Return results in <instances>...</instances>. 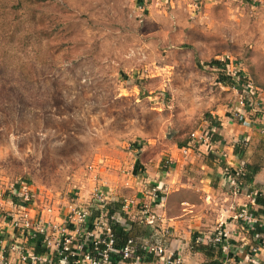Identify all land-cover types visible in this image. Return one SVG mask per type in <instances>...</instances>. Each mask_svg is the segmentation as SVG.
Wrapping results in <instances>:
<instances>
[{
    "label": "rangeland",
    "instance_id": "rangeland-1",
    "mask_svg": "<svg viewBox=\"0 0 264 264\" xmlns=\"http://www.w3.org/2000/svg\"><path fill=\"white\" fill-rule=\"evenodd\" d=\"M247 81L264 91V0H0V187L64 207L107 171L130 185L135 153L190 141Z\"/></svg>",
    "mask_w": 264,
    "mask_h": 264
},
{
    "label": "crops",
    "instance_id": "crops-1",
    "mask_svg": "<svg viewBox=\"0 0 264 264\" xmlns=\"http://www.w3.org/2000/svg\"><path fill=\"white\" fill-rule=\"evenodd\" d=\"M209 55L206 53L203 57ZM241 98L231 111L219 108L213 113L214 121L208 129L196 132L197 135L208 133L207 140L191 138L185 143H166L154 139L148 148L136 151L130 185L124 183L127 176H122L121 171L105 173L107 187L113 183L107 179L114 176L116 180L119 191L114 187L110 189L117 203L123 206L125 200H133L122 214L123 222H119L133 239L144 245L161 244L166 249V258L180 257L184 264H206L207 256L195 250L193 243L215 244L212 239L219 237L220 244L224 243V264L264 263V234L255 232L252 237L249 233L264 230V207L246 195L250 191L264 193V91L258 89L255 110L243 107ZM236 111L244 113L242 118L235 116ZM226 168L232 173L242 172L239 179L245 189L237 195L225 173ZM247 168L251 171L257 168L248 189ZM79 197V203H88L91 191L80 193ZM5 199L0 203V264H21L22 250L32 245L14 227L11 215L16 209ZM139 203L153 204L162 221L160 231L138 222ZM245 206L250 212L262 211L254 215L252 228L238 219ZM66 211V207H62L55 212V218L61 220ZM257 247L260 250L252 254ZM54 260L59 264L58 257ZM140 264L162 262L145 256Z\"/></svg>",
    "mask_w": 264,
    "mask_h": 264
},
{
    "label": "built area",
    "instance_id": "built-area-1",
    "mask_svg": "<svg viewBox=\"0 0 264 264\" xmlns=\"http://www.w3.org/2000/svg\"><path fill=\"white\" fill-rule=\"evenodd\" d=\"M221 62H224L225 75L235 80L231 77L233 61L228 58ZM242 86L245 94L240 104L245 108L248 106L250 109H257L258 90L250 81ZM243 114L236 111L235 116L242 118ZM207 135L208 133L206 135L194 133L192 138L205 141ZM225 173L235 195L245 189V184L239 179L242 172L232 173L230 168H226ZM113 193L110 187L105 184H96L88 203H79L80 197L77 195L76 198L65 203L64 207L67 211L64 215L60 213L63 218L57 220L55 212L60 211L63 206L53 201L39 202L38 196L29 182L18 183L15 188L0 187V203L6 200L5 198L9 199L16 209L11 215V221L25 240L32 245L30 248L22 250L21 264H57L54 257H58L59 264H122L126 262L140 264L145 256L159 259L162 264H184L180 257L166 258V249L161 244L144 245L132 238L123 248L117 249L111 223L123 222L122 214L127 212V209L133 204V200H125L122 211L110 213L109 205L117 203ZM246 195L253 201L258 196L264 198V193L255 191H250ZM139 207L138 222L160 231L159 225L162 221L153 204L139 203ZM238 219L251 228L255 222V217L248 206L242 208ZM33 239H38L37 243L40 248L45 250V253L36 252V244H32ZM212 242L220 243L221 238L212 239ZM259 250V247L253 248L252 254H257ZM139 251L144 252L145 255H139ZM3 264L13 263L5 262Z\"/></svg>",
    "mask_w": 264,
    "mask_h": 264
},
{
    "label": "trees",
    "instance_id": "trees-1",
    "mask_svg": "<svg viewBox=\"0 0 264 264\" xmlns=\"http://www.w3.org/2000/svg\"><path fill=\"white\" fill-rule=\"evenodd\" d=\"M141 3L143 2V0H139ZM211 66L213 68H216L217 70H219L221 73L225 74V72L223 71V67H224V62L221 61H214L211 63ZM231 80H233L232 78L226 76L222 79V83L227 85V86H231L233 85L234 87H236L235 82L236 81H232L233 83H231ZM239 86V85H238ZM243 92V91H242ZM244 96V95H243ZM248 104V101H247ZM257 172V168L254 171H251V168H247V177H246V182H247V189L248 186L250 184H252L253 182V177L254 174ZM256 204L259 206H263L264 207V198L262 196H258L255 199ZM109 211L110 213H115V212H120L122 211V204L121 203H114V204H110L109 205ZM262 211H259L258 213H254L251 212L254 215L258 216V214H260ZM111 227H112V231L115 237V241H116V248L120 249L123 248L124 245L127 244V242L132 239L131 233L130 231H128L121 223L119 222H112L111 223ZM255 232L257 233H262L264 234V230H251L249 233L251 234V236L253 237V234H255ZM38 239H33L32 240V244H36V252L37 253H45V250L39 247V243ZM193 248L195 250H198L200 252H203L206 256H207V263L206 264H224V243H218V244H208V245H204L202 243H197L196 241L193 243ZM139 255H142V252L139 251L138 252ZM119 258V257H118ZM264 264V263H262Z\"/></svg>",
    "mask_w": 264,
    "mask_h": 264
}]
</instances>
